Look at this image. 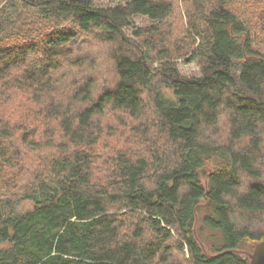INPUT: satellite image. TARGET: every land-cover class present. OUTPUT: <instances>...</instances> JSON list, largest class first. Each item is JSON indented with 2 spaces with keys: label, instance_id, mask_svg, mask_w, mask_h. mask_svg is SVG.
<instances>
[{
  "label": "trees",
  "instance_id": "1",
  "mask_svg": "<svg viewBox=\"0 0 264 264\" xmlns=\"http://www.w3.org/2000/svg\"><path fill=\"white\" fill-rule=\"evenodd\" d=\"M261 45L264 0H0V264H249Z\"/></svg>",
  "mask_w": 264,
  "mask_h": 264
},
{
  "label": "rangeland",
  "instance_id": "2",
  "mask_svg": "<svg viewBox=\"0 0 264 264\" xmlns=\"http://www.w3.org/2000/svg\"><path fill=\"white\" fill-rule=\"evenodd\" d=\"M127 1L128 0H94V3H95V5L100 6V7H109V6H116L120 3L124 4ZM259 13H261V11H259ZM135 24L137 25V27H145V26L150 25L151 22L149 20H147L146 18L138 17L135 19ZM260 44H261V42H260ZM261 47L263 48V51H264V46L261 45ZM83 54H85V56H89L91 58L95 57L86 48L83 50L81 56ZM178 68H179L180 73L186 77H201L200 67L198 66V64L195 61L189 62L186 59H179L178 60ZM31 208H32V204L29 202L21 205V209H23V210H28ZM204 245L206 247L205 243H204ZM246 249L249 252H251V246L247 245Z\"/></svg>",
  "mask_w": 264,
  "mask_h": 264
},
{
  "label": "water",
  "instance_id": "3",
  "mask_svg": "<svg viewBox=\"0 0 264 264\" xmlns=\"http://www.w3.org/2000/svg\"><path fill=\"white\" fill-rule=\"evenodd\" d=\"M249 257V264H264V241L255 246L253 253Z\"/></svg>",
  "mask_w": 264,
  "mask_h": 264
}]
</instances>
